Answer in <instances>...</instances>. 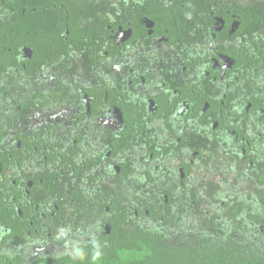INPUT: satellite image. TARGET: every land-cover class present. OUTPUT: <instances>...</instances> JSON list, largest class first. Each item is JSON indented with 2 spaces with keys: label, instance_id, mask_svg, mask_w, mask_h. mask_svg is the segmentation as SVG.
I'll list each match as a JSON object with an SVG mask.
<instances>
[{
  "label": "flooded vegetation",
  "instance_id": "flooded-vegetation-1",
  "mask_svg": "<svg viewBox=\"0 0 264 264\" xmlns=\"http://www.w3.org/2000/svg\"><path fill=\"white\" fill-rule=\"evenodd\" d=\"M258 2L0 0V254L69 255L120 219L172 233L201 192L264 190Z\"/></svg>",
  "mask_w": 264,
  "mask_h": 264
},
{
  "label": "trees",
  "instance_id": "trees-1",
  "mask_svg": "<svg viewBox=\"0 0 264 264\" xmlns=\"http://www.w3.org/2000/svg\"><path fill=\"white\" fill-rule=\"evenodd\" d=\"M3 1L7 8L17 10L70 9L71 16L80 8L90 5L95 7V0ZM258 3L260 8L264 7V2ZM70 25L73 29L72 17ZM13 38L14 31L8 30V39ZM262 181L264 182V177ZM249 205L238 203L231 206L229 219L220 217L210 219L209 224H203V231L197 238L181 239L171 230L172 233L161 229L162 225L155 224L144 226L138 223L131 229H125L120 219L122 226L118 225V234L112 238L97 237L90 240L72 254L39 259L35 262H26L20 257L9 256L7 264H72L69 256L81 248L85 250L86 255L79 264H97V261L93 260L94 256L106 257L104 264H264V230L261 231L256 225L261 221L259 215L248 212L246 218L242 216ZM119 250H127L133 258L121 262L117 256ZM137 253L143 258L136 259Z\"/></svg>",
  "mask_w": 264,
  "mask_h": 264
},
{
  "label": "clouds",
  "instance_id": "clouds-1",
  "mask_svg": "<svg viewBox=\"0 0 264 264\" xmlns=\"http://www.w3.org/2000/svg\"><path fill=\"white\" fill-rule=\"evenodd\" d=\"M242 182L251 184L246 181ZM223 187L225 188L217 193L206 195L204 192H201L198 198L188 200L187 202L192 204L190 208L191 211L189 210L183 214L180 220L173 221L170 224V230L181 239L197 238L203 231L204 223L209 224L210 219L214 217L219 218L218 214H223V210L228 211L231 206L238 203L250 204L242 213L243 217L246 218L248 212H251V214L259 215L260 222H264V195H261V193L264 194V190L257 188L256 191H253L254 188L244 187V184H239L237 188L233 187V189L226 186ZM251 187H253L252 184ZM219 198L221 200H219ZM227 218L229 219L228 216ZM260 222L256 225L258 229L263 231L264 223ZM59 232L60 235L57 237V240L65 243L66 241H64L63 237L66 236L67 230L60 229ZM107 243L109 244L108 241ZM85 255V250L81 248L77 253L69 257L72 264H79V262L84 260ZM117 256L121 262H127L133 258L127 250H119ZM9 258L7 254H0V264H7ZM105 258L106 257L94 256L93 260L97 261V264H104ZM135 258L141 259L143 257L141 254L137 253Z\"/></svg>",
  "mask_w": 264,
  "mask_h": 264
},
{
  "label": "crops",
  "instance_id": "crops-1",
  "mask_svg": "<svg viewBox=\"0 0 264 264\" xmlns=\"http://www.w3.org/2000/svg\"><path fill=\"white\" fill-rule=\"evenodd\" d=\"M232 178H233V179L235 178L234 174L232 175Z\"/></svg>",
  "mask_w": 264,
  "mask_h": 264
},
{
  "label": "rangeland",
  "instance_id": "rangeland-1",
  "mask_svg": "<svg viewBox=\"0 0 264 264\" xmlns=\"http://www.w3.org/2000/svg\"><path fill=\"white\" fill-rule=\"evenodd\" d=\"M178 238V237H177Z\"/></svg>",
  "mask_w": 264,
  "mask_h": 264
}]
</instances>
